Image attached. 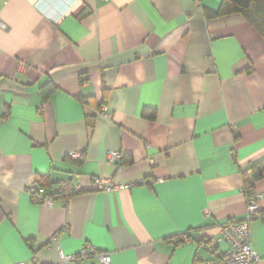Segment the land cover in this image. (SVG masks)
Here are the masks:
<instances>
[{
  "label": "crops",
  "instance_id": "0c3cea01",
  "mask_svg": "<svg viewBox=\"0 0 264 264\" xmlns=\"http://www.w3.org/2000/svg\"><path fill=\"white\" fill-rule=\"evenodd\" d=\"M222 1L0 0V264H60L86 245L111 264L228 251L220 226L246 217L243 173L264 158V38L240 14L205 17ZM40 176L45 195L82 189L40 203ZM96 178L154 183L105 192ZM258 194L264 264V179Z\"/></svg>",
  "mask_w": 264,
  "mask_h": 264
},
{
  "label": "built area",
  "instance_id": "2783aa9c",
  "mask_svg": "<svg viewBox=\"0 0 264 264\" xmlns=\"http://www.w3.org/2000/svg\"><path fill=\"white\" fill-rule=\"evenodd\" d=\"M21 68H25L22 64ZM107 112V109H104ZM71 157L78 158L80 152L70 153ZM108 157L111 161H118L121 158V153L118 151H110ZM248 175L251 176V171H248ZM161 181V179H158ZM154 181L149 179H140L136 182L129 184L114 185L109 179L96 178L95 185L98 190L105 192H114L121 189H129L138 185H152ZM59 192L45 195V189L39 187L38 183H33L28 187L29 193L35 196L40 203L52 205L54 200L66 191L80 192L82 187L72 185L69 182H62L59 185ZM262 197L261 194L249 199L247 215L242 220L231 219L228 222L222 224L219 229V235L215 239L217 243L225 242L228 244V251L213 260H208L205 264H259L261 261L260 254L252 246V233H251V222L261 216L260 208L258 205L259 199ZM200 245L203 248H208V243L202 241ZM96 254L99 263L98 264H111L112 257L109 252H97L95 247L90 245L84 246L77 254H62L61 263L66 264L68 262L80 263L81 260ZM16 264H27V263H16Z\"/></svg>",
  "mask_w": 264,
  "mask_h": 264
},
{
  "label": "trees",
  "instance_id": "16d2710c",
  "mask_svg": "<svg viewBox=\"0 0 264 264\" xmlns=\"http://www.w3.org/2000/svg\"><path fill=\"white\" fill-rule=\"evenodd\" d=\"M207 18H221L234 14L244 16L247 21L256 29V31L264 38V0H223L217 11L209 9L204 10ZM145 117L154 120L156 117L155 109H145ZM249 171L252 175H248V171L243 173L244 176V193L251 199L256 195V184L264 179V158L254 163ZM38 183L41 187L51 184L47 177L40 176ZM35 201H38L33 196Z\"/></svg>",
  "mask_w": 264,
  "mask_h": 264
}]
</instances>
